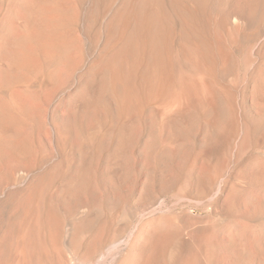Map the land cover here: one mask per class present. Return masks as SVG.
<instances>
[{
    "label": "bare ground",
    "instance_id": "1",
    "mask_svg": "<svg viewBox=\"0 0 264 264\" xmlns=\"http://www.w3.org/2000/svg\"><path fill=\"white\" fill-rule=\"evenodd\" d=\"M19 1V8L16 9L14 7L15 10L12 9L13 11L9 16L10 18L7 20L9 21L6 25L7 30L5 31L3 29L4 31L0 36V171L2 172L4 170V167L6 166L5 164L7 163L6 162L4 164V161L9 156V154L12 158L14 155H16V157L18 156L21 159H31L38 161L37 158L40 156V150L34 144V131H31L33 127L29 131L31 121L33 120V118H37L38 120H40L38 123L39 125L40 123L45 124L42 112L44 110L43 102H46L47 100H43L49 95L53 88L57 87L55 95L57 93L58 96L63 98L64 111L62 114L63 119H59L58 123H56L55 121V123H53L55 138L57 141L54 143H56V149L58 153L63 154L62 156H64V161H66L65 164L60 165V171L63 172L62 174H64V176H68L70 174L69 178L64 177L65 179L61 182V185L59 184L60 186H62V188H59L57 186L59 190L61 189V192H59L60 194L58 193L57 195L67 205L76 207V212L73 215L71 214L72 216L69 215L72 217H70L69 219L71 220L69 222L71 226L69 227L71 228V233L69 235H71L72 240L75 241L77 237L76 235L78 233L76 222L81 220L91 221L92 223L95 221H93V219H96V214L103 213V204L93 206H90L88 204L90 203V200L87 202V200L89 199V195H93V193L90 192L93 191L94 193L101 195V193H103L102 189L105 188V190H107L106 188L109 187L110 190L112 189L116 196L120 195L121 186H123L126 181L134 179L133 173H135L134 171L136 169V166L138 165H136V159L138 158L141 161L139 165V171L143 170L146 173V176H144L146 177V179L143 178L145 181H142V188L141 186L139 187L141 189L139 195L145 196V194H148L149 191H151V185H157L156 183L153 184V181L155 179L154 174L152 173H155V171L157 170L164 169L167 163L174 162L173 160H175L177 157L182 158L183 153L187 152L188 150L186 149L190 147L188 145L189 141L188 143L186 142V137L190 133H188V131L190 130V127L192 128L193 125L199 122V117H202L201 115L203 112L197 109L199 104L205 103V105L208 106L206 111L208 117L204 120L207 126V131L205 136L203 135L205 138V143L203 142L205 144L204 148H202V151L199 150V152H197L196 149L195 150L197 153L205 155L213 152L216 149L218 145L215 138H218L221 133L219 132L214 138L213 136L215 135H213L212 132L214 131L213 127L217 122L220 110L212 95V87L209 80V75L215 73L217 70L222 71V73L226 74L227 71L232 68L231 62H233V59L231 60L232 55H230L229 52L225 50L222 51V56L220 55L222 57V62H220V64L222 65L218 69L220 65L218 66L216 61L214 62L213 59H211L215 58L211 57V51L210 54L207 55L206 53H201L198 49L199 47L197 48L189 45V41H186V38L182 37V35L180 36V33H174L170 36L171 31H168L166 29V26L170 25V23H167L170 17L173 14L175 15V13L179 15H187L186 13L184 14V12L187 11L179 4L178 0H170L171 6L167 10L164 8V0H121L115 8V11L111 13V16L109 17L110 23L107 25L105 32L101 33L99 31H95V46L97 47L96 53L94 52L95 55L92 58L90 57V60H86V62L81 63L77 61V59L75 60V57H73V50L75 47H78L81 40H79L77 35V29H79L81 20L77 11V7L75 6L76 2L74 3V0ZM113 1L114 0H107L105 2H107L108 4L112 3ZM94 2L96 3H94L95 5L93 4V8L90 10L89 22H92V25L90 26H93L95 18H98L102 11L99 7L98 0ZM107 9L108 8L105 4L103 11L105 12ZM102 14L105 15L107 13ZM179 20L181 21V19ZM237 22L239 24L245 23L241 15L237 16ZM6 26H4V28ZM103 36L106 37L104 38ZM178 37H181L179 46L175 47L173 45V42H175ZM200 44L198 41V45ZM78 48L80 49V47ZM203 55H206L208 57L206 66L202 65V58L204 57ZM190 61L198 65H202L199 67L200 69H205V71H199L197 83H190L187 79H185V75L183 76L182 74V65H187ZM63 69L65 74L62 73ZM257 71V75L250 80L251 88L249 95L247 94L248 97H245L240 93L231 91L230 94L232 95L231 98L233 100V107L231 106L232 110L226 108L227 114H229L226 122L229 123L228 120H231L233 118L235 122V137H238L239 134L241 135L238 150L246 154L248 143H250L252 137L260 139L261 143L262 141H264V67L262 69L260 68ZM163 86L167 87V93L165 95V98L161 99L159 95L160 89ZM178 86H180V88L177 89L176 87ZM200 95L202 97H200ZM244 100H246L247 102L249 101L254 108L253 113L249 116L246 115L247 117L245 118L243 115V111H245V108L243 110ZM146 112H149L147 116L145 115ZM147 119H152L154 121V126L152 124H149L152 125L153 128H151V130H153V132H149L147 134V137L144 139L145 141L142 140L143 142L139 143V141H141L142 139H140V137L145 131L144 130L142 132V126L144 125L143 122H146ZM130 122L132 124H130ZM41 126L42 125H40V128ZM197 129L199 130V128ZM89 131L94 132L89 138H86L85 133H89ZM227 136L229 137L228 134ZM221 137H225V135L223 134V136ZM64 139H72V143L74 142L73 144L75 146L73 147L74 149L71 150L72 147H68L69 150H66L64 144V148L62 149V147H60V142L63 143V141H66ZM228 141L230 140L228 139ZM73 144L71 146H73ZM45 145L48 146L47 144ZM233 146L235 147V145ZM199 149L201 148L199 147ZM191 150L193 151L194 148L192 147ZM54 152H56V150H54ZM190 154L194 155L193 153ZM58 155L59 154H57V156ZM192 155L188 156L191 157ZM50 156L46 158H49V160H51ZM195 156L196 154L193 157ZM211 156L213 155L211 154ZM12 158H10L11 161ZM17 159L15 161V163H17L15 164L14 172V174H16V179H14L16 181H19V183H22L29 178L30 173L34 172L31 171V169H34V162L31 163V166L28 164L29 162H27V164L30 166L27 167L25 165L26 162L25 164H23V162L20 163L21 159L20 161ZM182 159H186L187 163L190 162L187 160L186 156ZM245 159L247 160L246 165H250L252 172L250 176L247 175L248 177H243L242 175L246 173V167L238 165L240 173L238 174L236 179H238L241 183L243 182L245 187H247L242 196L239 195V188L241 184L235 182L231 183L230 181L226 180H220L221 176L219 175V172H215V174H213L206 181L199 177H197V183L193 181L197 188L199 187L206 190V195L204 194L205 196H203V194L199 195L203 196L204 200L206 198L208 200V197L210 199L215 198L216 200H219L224 207L229 209L232 208L234 204L236 205L237 199L239 197L249 204H247V206H252V208L254 209L260 208L257 209L260 213L261 209H264V163L262 162L264 160V150H255V152L247 154L245 156ZM260 159H262V161H260ZM47 160L46 162H48ZM68 161L73 166V170L71 173L69 172L70 165ZM236 161L237 160H235V162ZM162 163H164V168H159ZM8 164L9 163H7L8 167L9 165H14V163L9 165ZM171 164L173 163H170V166ZM24 165L26 167H24ZM45 165H41L43 167V170ZM188 165L190 164L188 163ZM7 166L6 168H8ZM193 168L191 169V172L194 170ZM12 170L14 171V169ZM162 171L163 170H161V173ZM48 172L45 173L47 174ZM50 173H48V177ZM180 173L185 174L184 170ZM187 175L190 176V173ZM32 176L35 177L34 174ZM41 176L43 177V175ZM43 178L28 182V187L25 185L27 188L24 187V189L26 188L29 193H27V198L32 196L37 197L36 191L38 188L36 187L37 184H41L40 179ZM137 178L138 177L136 175L135 181H139L137 180ZM15 180L13 182L16 183ZM164 182L165 181H163V184ZM189 182H192L191 179L189 180ZM12 185L14 184L12 183ZM152 190L154 193V189ZM1 193H3V191ZM10 195L11 194L6 195L5 198L9 196V198L11 199L12 197H10ZM19 195L17 194V196ZM154 195L156 196V193ZM12 196L14 195L12 194ZM93 196H95V194ZM127 197L129 198L130 196L126 195V199ZM196 197L197 195L195 196V198ZM1 198L3 199V197ZM9 198L7 199L9 200ZM2 199H0V203ZM241 199H239L238 201H241ZM13 200L14 199H11V201ZM97 200L99 201V199ZM140 200L139 202L141 203ZM196 201L199 203L203 202L202 200ZM125 202L126 200L124 201V203ZM4 203L6 204V201ZM238 205L240 204L237 203V206ZM115 206L117 207V205ZM121 206H123V204ZM245 206L246 205H244V207ZM120 208L122 209V207ZM72 209H74V207H72ZM0 211L2 212V210ZM251 211L253 210L251 209ZM1 212L0 214H2ZM248 212L250 213V211ZM131 213L133 212L131 211ZM97 216L99 217V215ZM189 216L190 218L193 217L190 214ZM251 216L252 215H250V217ZM252 218L253 217H251V219ZM249 219L250 218H248V220ZM249 221L252 222L251 220ZM109 224H111V222ZM130 224V221H126L123 225L110 229L108 233L105 231L107 234L106 237H99L91 246V249H89V254H91L90 256H92L97 248L101 246V244L105 243L108 237H111V240H118L122 239L123 237L126 238V235H128L127 230ZM234 224H232V226ZM49 225L50 226L48 227H51V224ZM250 226H252V223L251 225H249V227ZM229 227L230 228L227 227L229 230L226 229L228 230L226 232V239H228L230 243V245H228L229 249H226V244L224 246H222L223 243L220 244L222 248L225 247V249L227 250L226 253L229 255L227 257H230L233 262L242 261L241 264H264V226L248 229L243 225L244 228L242 227L243 229H241L240 231L238 230L240 228H236V230H234L231 229V226ZM179 229L181 228L177 224L176 218L163 219L161 217L151 219L147 223H144L142 226H138L137 229L132 231L129 238L127 236V238L125 239L126 245L124 247L116 244L108 252L102 255L101 259L99 257L100 260L96 264H116L123 256V260L120 264H197L199 259L201 261H208L213 259L214 255L207 254L205 252L203 253V257L201 258L203 243L197 241L196 230L198 229L188 230L187 232L185 231L186 233H184L182 237L179 234ZM212 232L213 231H211L209 235L206 234L208 238L212 236ZM43 233L49 234L51 236V231L48 229L47 231H43ZM17 234H19V232ZM172 240H175L174 242L176 245L174 244L171 248H168L169 243ZM219 241H222V238ZM82 242L80 243L82 244ZM189 242L197 246L190 248L191 244ZM27 244L28 246L26 245V248H21L23 249L21 253H23L18 256L19 262H22L21 264H27V256H31L32 258L37 257L33 254L35 252V249H33L29 238L27 240ZM217 245L219 246V243ZM126 250H129V253L126 254ZM221 251L223 250L221 249ZM4 256L2 258H4ZM222 263H224V259Z\"/></svg>",
    "mask_w": 264,
    "mask_h": 264
},
{
    "label": "rangeland",
    "instance_id": "2",
    "mask_svg": "<svg viewBox=\"0 0 264 264\" xmlns=\"http://www.w3.org/2000/svg\"><path fill=\"white\" fill-rule=\"evenodd\" d=\"M18 1L19 0H0V27H1L0 28V36L4 30L5 31L7 30L6 25L9 22L7 20L10 18L9 16L11 15V12L13 11L12 9L15 10V8L16 9L19 8L18 4L20 3V1H19V3H18ZM91 1L92 0H74V3L76 2L75 6L77 7V11L79 13V17L81 20L79 29H77L78 38H79V40L80 39L81 40H80V43L78 45V47H80V49L78 47H75L73 50V53H74L73 57H75L74 59L75 60L77 59V61H79L81 63L86 62V60H90L89 58L90 57L92 58L95 55L96 50H97V47L95 46L96 45L95 44V31H99L101 33L105 32L107 25L110 23L109 17L111 16V13L115 11V8L117 7L118 3L121 0H114L112 3H108V4H107V2H105L107 0H98L99 7L101 8L102 11H101L100 15L98 16V18H95V22H93V26H90V25H92V22L91 21L89 22V18H90V10L93 8V4L96 3L94 1H96V0H93L92 2ZM178 1H179V4L182 7H184L185 10L187 11V12H184V14L186 13L187 15H183V14L179 15V14L175 13V15L173 14L170 17L169 21H167V23H170V25L166 26V29L168 31H171L170 36L173 35L174 33H177V34L180 33V36L182 35V37L186 38V41H189V45L197 47V48L199 47L198 49L200 50L201 53H206V55H207V54H210V51H211V54H212L211 57L216 58V59L215 58H211V59H213L214 62L216 61L218 66L220 65L218 67V69L222 65V64H220V62H222V57H221L222 51L225 50V51L229 52L230 55H232L231 56V60L233 59L232 60L233 62H231L232 68L229 71H227L226 74L222 73V71L217 70L215 73H212L209 75V80H210L211 87H212V95L214 97V101L216 102V104L220 110L219 114H218L217 122L215 123V125L213 127L214 133L212 132V134L215 135V136L212 135L214 138L216 137V135L219 132L221 133V135L218 138H215L217 145H218L216 147V149L213 152L205 154V155H201L200 153H197V152H199V150L202 151V148H204V145H205L204 144L205 143L204 136H205L206 131H207V126H206V123L204 120H205V118L208 117V114L206 112L208 106L205 105V103L199 104L197 109L200 110L201 112H203L201 115L202 117H199V122L197 124L193 125L192 128L190 127V130L188 131V133L189 132L190 133L186 137V142L188 143V141H189L188 145L190 146L189 147L190 151H189V148H187L186 150H188V151L184 152L183 156H182V158L185 156L187 157V160L190 161V162H188L190 165H188L186 159H182L180 157H177L175 160H173L174 162H170V163H173V164H171V166H170V163H167L165 165L166 169L164 168V163H162L159 168H164L165 170L160 169V170L155 171V173L154 172L152 173V174H154V179H155L153 181V184L156 183L157 185H155V184L151 185V188L154 189L155 192L153 193V190L150 188L151 191H149L148 194H145V196L144 195L141 196V195H139L140 194L139 192L141 190L139 187L141 186V188H142V181L143 182L145 181L144 179H146V177H144V176H146V173L143 170L139 171V165H140L141 161L137 158L136 159V165L137 164L138 165L136 166V169L134 171L135 173H133L134 179H131L132 181L131 180L126 181L123 184V186H125V187L121 186L120 195L116 196L115 193L112 191V189L110 190L109 187L106 188L107 190H105V188L102 189L103 193H101V195L96 194L93 191L90 192V193H93V195L95 194V196L96 195L97 196L99 195V196L97 198V196L95 197L92 194H90L89 199L87 200V202L90 200L89 201L90 203H88V204L90 206L103 204V208H102L103 213L96 214L97 220L93 219V221L94 220L95 221L92 223H91V221H81V220L77 221L76 226L78 227V233L76 235L77 237H76L75 241H73L72 236L69 235L71 233V228H69V227H71L70 223H69L71 220H69V219L76 212L75 211L76 207L67 205L57 195L59 192H61L60 191L61 189L59 190L58 187L62 188V186H60V185H61V182L65 179L64 177L69 178L70 174L68 176L67 175L64 176V174H62L63 172L60 171V165L65 164L66 161H64V156H62L63 154L58 153V151L56 149V143H54L57 141L55 138V131H54L53 123H55V122L58 123L59 119L60 120L63 119L62 114L64 111V108H63L64 104H63V98L58 96L57 93L55 95L57 87L53 88L52 91L50 92L51 95L49 93V95L47 97H45L43 100V101L47 100L46 102H43L44 110L42 112L45 124L40 123V125H42L40 128V125L38 124L40 120H38L37 118H33V120L31 121L30 129H29V131H30L31 128L33 127L31 131L32 132L34 131V134H33V138L35 140L34 144L40 150V156L37 158L38 161L30 159L31 160V162H30V160H28V159H21L20 157H18V156L16 157V155L12 154L16 157V159L17 158L21 159V161H20V159H17L20 161V163L23 162V164H25V162H26L25 165L27 167H30L31 163L34 162V164H33L34 169L33 170L31 169V171H34V172L30 173L29 178L27 179L29 181L26 180L27 182L23 181L22 183L21 182L19 183V181L15 180L16 174H14V172H15V164L17 162L15 163V161H16L15 157L13 156V158H12L10 154L5 159L4 164L7 162L9 164L14 163V165L11 166L8 164L9 165V167H8L7 163H6L5 165L8 168H6V166H5L4 170L2 172L0 171V181H1L0 182V185H1L0 186V188H1L0 199H2L1 197H3L2 200L6 201V204L4 203L5 201H2V200L0 203V207H1L0 210H2V212L0 211L2 213V214H0L1 215L0 216V219H1L0 220V264H15V263L21 264L22 262H19L18 256L20 254H22L23 252L21 253V251L28 246V244H27L28 238L31 241V245H32L33 249H35V252L33 254L37 257L32 258L31 256H27L26 257L27 264H56V263H59V264H93L94 263V264H96L102 258V255H104L106 252H108L116 244H119L121 247H124L126 245L125 239L127 238V236L129 238L130 233L132 231H134L135 229H137L138 226H142L144 223H147L151 219L161 218V217L163 219L164 218H166V219L167 218L168 219H175L176 218L177 224L181 228V229H179L180 230L179 234L181 237L188 230L198 229V230H196L197 231V241L203 243V251L201 252L202 253L201 258L203 257V253L205 252L207 254L214 255L213 259L215 261L213 259L208 260V261H206V260L201 261L199 259L197 264H232V263L241 264L242 261H234L233 262V260H231L230 257L229 258L227 257L229 255L226 253L227 252L226 249H229L228 245H230V243H229L228 239H226V232L229 230L228 229V228H230L229 226H231V229H234V230H236V228L237 229L240 228V229H238L239 231L241 229H243L244 227L248 228V229H253L256 227L259 228L261 226H264V211H263L264 209H261V212L263 211L262 212L263 214L261 212L259 213V210H257V209H260V208L254 209V208H252V206H247L248 203H246L245 201H243L239 197L237 199L236 205L234 204V206L232 207L233 209L232 208L229 209V208L224 207L223 204L219 200H216L215 198L210 199L208 197V200H207V198L204 200L203 196L206 195V190L201 189L199 187L197 188L195 183H197V180H198L197 177L204 179V181H206L213 174H215V172H219V175L221 176L220 180H222V181L226 180V181H230L231 183L235 182V183L241 184V186L239 188L240 189L239 195L242 196L243 192L246 191L247 187H245L243 182L241 183L238 179H236L238 174L240 173L238 165L244 166L247 168V169L245 168L246 173L244 175H242L243 177L247 176V175L250 176L252 169H251L250 165L249 166L246 165L247 164V162H246L247 158L245 159V156L247 154L255 152V150H264V141H262V143H261L260 139H258L256 137H252L250 143H248V147L246 150L247 154L242 152V151H239L238 149H239V145H240L241 135L239 134L238 137L237 136L235 137L234 119L232 118L231 120H228L229 123L226 122L227 118L229 117V114H227L226 108H228L229 110H232V107H233V100L231 98L232 95L230 94L231 91L236 92V93H240V94L244 95L245 97H248L247 94L249 95L250 88H251L250 87L251 86V81H250L251 78H253L254 76L257 75L256 74L258 72L257 70H259L260 68L262 69L264 67V0H178ZM165 3H166V5H165ZM105 4H106L108 9L104 12L103 10H104ZM110 4H111V6H110ZM170 6H171L170 0H164V8L167 10L170 8ZM102 13H107V14H105L106 15L105 16ZM182 15H183V17H182ZM238 15H241V17L244 19V21H245L244 24H239L237 22V16ZM179 19H181V21ZM184 19H185V21H184ZM4 26H6V27L4 28ZM193 34H194V36H193ZM103 37L105 38L106 36H103ZM200 37H202V38H200ZM180 38L181 37H178L177 40L175 42H173V45L175 47L179 46ZM198 41H199V44L201 43L200 45H198ZM171 42H172V40H171ZM220 46H222L224 49ZM206 55H203L205 58L204 57L202 58V60H203L202 65L203 66H206L207 62H208V57ZM202 65H198L192 61L188 62L187 65L183 64L182 65L183 70L182 69L181 70L183 71V73H182L183 76L185 75L184 76L185 79H187L190 83H197L198 77H199V71H205V69L199 68ZM253 66H254V69H253ZM189 68H190V70H189ZM257 68H259V69H257ZM62 73L65 74L64 69H63ZM176 88L178 89V88H180V86H178ZM166 89H167L166 86H163L160 89V95L159 96L161 99L165 98V95L167 93ZM229 89H230V91H229ZM201 93H203V92H201ZM162 94H163V96H162ZM201 95H200V97H202ZM245 102H247V101L244 100V103H243V110L245 108V111H243L244 118L251 115L253 113V109H254L252 107V104L249 101H248L249 103L248 102L245 103ZM157 104H158V102H157ZM155 105H156V102H155ZM199 108H201V109H199ZM46 110H47V112H46ZM148 113L149 112H146L145 115L147 116ZM53 116H55V117H53ZM35 119H37V120H35ZM34 123H36V124H34ZM143 123H144V125L142 126V132L145 130L144 131L145 133L143 132L142 136L140 137V139L141 138L142 139H141V141H139V143H142L143 141H145L144 139L147 137V134L149 132L150 133L153 132V130H151V128H153L152 125L154 126V121L152 119H150V120L147 119L146 122L144 121ZM32 124H34V125H32ZM130 124H132V123L130 122ZM149 124H152V125H149ZM232 124H234V125H232ZM196 126H197V128H199V130L196 128ZM93 132L94 131H89V133L88 132L85 133V137L89 138ZM194 132H196V133H194ZM223 134L225 135V137H221V136H223ZM227 134L229 135V137L227 136ZM230 135H231V138H230ZM44 136H45V138H44ZM194 136H195V138H194ZM238 138H239V140H238ZM38 139L41 141H39ZM228 139L230 141H228ZM64 140H66V139H64ZM226 140H227V142H226ZM43 141L48 146H46ZM66 141H63V143L60 142V144H61L60 147H62V149H63L64 145H65L66 150H69L68 147H72L71 150L74 149L73 147H75V146L73 144L74 142L72 143L73 140L67 139ZM42 142H43V144H42ZM48 142L50 143V145ZM218 142H219V144H218ZM71 143L73 144V146H71L72 145ZM226 143H227V145H226ZM192 144H193V146H192ZM194 144H196V145H194ZM42 145H44V146H42ZM233 145H235V147ZM51 146L53 149L51 148ZM192 147L194 148V150L196 149L197 152H196V150L192 151L191 150ZM199 147L201 149H199ZM44 148L45 149L47 148V149L45 150ZM54 150H56V152H54ZM251 150H252V152H251ZM45 152H46V155H45ZM188 152H189V154H188ZM53 153H55V154H53ZM190 153H193L194 155L196 154V156L193 157L194 155H192ZM57 154H59V155L57 156ZM187 154L192 155V156L190 157ZM197 154L201 155L202 158H201V156H199ZM211 154L213 156H211ZM223 154H224V156H223ZM229 154H231V155H229ZM232 154H234V155H232ZM48 156H50L51 160H49V158H46ZM219 156H221V157H219ZM199 157H200V159H199ZM10 158H12V161L10 160ZM242 158L245 160H243ZM7 159H9L10 161ZM238 159H239V161H238ZM23 160H26V161H23ZM46 160L48 162H46ZM181 160H183V161H181ZM235 160H237L236 161L237 163L235 162ZM241 161H243V162H241ZM260 161H262V159H260ZM27 162H29L28 164L30 166L27 164ZM42 162H43V164H42ZM215 162H216V165H215ZM223 162L226 164H224ZM262 162L264 163V160ZM51 163H53V164H51ZM68 163L70 165L69 166V172L71 173L73 170V166H72V164H70L69 161H68ZM40 164L42 166L46 164L44 166V170ZM25 165H24V167H26ZM35 165H36V167H35ZM172 165H173V167H172ZM193 166H194V168H193ZM45 167L48 169V171L51 170L50 171L51 173L48 172ZM192 168L194 170L196 169L195 172H194V170L191 172ZM236 168H238V169H236ZM12 169H14V171ZM161 170H163L162 173H161ZM166 170H167V172H166ZM183 170H184L185 174L190 173V176L191 175L192 176L190 177L189 175L186 174L188 176L187 177L185 174H183V173L181 174L180 172H182ZM207 171H209V172H207ZM247 171H249L250 173ZM38 172L39 173L40 172L41 173L48 172L51 174V175L49 174L50 178L48 177V173L47 174L45 173L47 175L46 176L45 174H41V173L39 175ZM263 172H264V165H263ZM35 173H36L37 177H36ZM33 174L35 177L32 176ZM140 174H141V176H140ZM160 174H161V176H160ZM165 174H166V176H165ZM41 175H43V177L44 176L45 177L43 178ZM136 175L138 177L137 180H139V181H135ZM38 176H41V177H38ZM183 176H184V178H183ZM46 177H48V178H46ZM39 178H43V179H40V183L42 185L37 184V187H36V188H38L36 191L37 197L32 196L33 199H32V197H29L30 199L27 198L26 196H28V194H29L28 191L26 190V188L29 185L28 182H31L33 180H39ZM190 179L192 182H189ZM14 180L16 181V183L13 182ZM57 180L58 181L61 180V181L58 182ZM175 180H177V181H175ZM163 181H165L164 184H163ZM178 182H180V183H178ZM8 183H10V184H8ZM12 183L14 185H12ZM131 183H132V185H131ZM24 187H26V188L24 189ZM122 187H123V189H122ZM155 187H156V189H155ZM187 187H188V191H187ZM12 189H14V190H12ZM22 189H24V190H22ZM197 189L200 191H198ZM201 190L204 193H202ZM2 191H3V193H1ZM129 192H133V193H129ZM107 193H108V195H107ZM121 193H122V196H121ZM137 193H138V196H137ZM155 193H156V196L154 195ZM9 194H11L10 195V197H12L11 199H14L13 201H11L9 196H7V198H9V200L7 198H5L6 195H9ZM12 194L14 196H12ZM17 194L18 195L21 194V195L17 196ZM38 194H40V195H38ZM102 194H104V195H102ZM199 194L200 195L203 194V196H200ZM126 195L127 196L129 195L130 199L128 197L126 199ZM196 195H197V197L195 198ZM35 197H36V199H35ZM122 197L126 200L125 203H124L125 200ZM93 198H95V199H93ZM117 198H118V200H117ZM97 199H99V201ZM128 199L130 200V202ZM143 199H145V200H143ZM239 199H241V201H243V202L238 201ZM57 200H59V201H57ZM92 200H94V201H92ZM96 200H97V202H96ZM135 200H137V201H135ZM139 200L141 201V203L139 202ZM196 200H202L203 202L199 203ZM118 201H119V204H118ZM2 202H3V204H2ZM104 202H105V204H104ZM107 202H109V203H107ZM143 202H145V203H143ZM110 203H112V204H110ZM237 203L240 204L241 206L240 205L237 206ZM122 204H123V206H121ZM2 205H3V207H2ZM115 205H117V207ZM244 205H246V206L244 207ZM10 206H11V208H10ZM7 207L10 209H8ZM72 207H74V209H72ZM120 207H122V209ZM159 209H161V210H159ZM251 209L253 211H251ZM131 211L133 213H131ZM221 211H223V212H221ZM248 211H250V213ZM255 211H256V213H255ZM134 212H135V214H134ZM219 212H221V213H219ZM105 214H107V215H105ZM189 214L192 215L193 217L191 216L192 218H190ZM222 214H223V216H222ZM255 214H257V215H255ZM69 215H71V216H69ZM97 215H99V217ZM247 215H248V217H247ZM250 215H252L251 216V217H253L252 219H251ZM243 217H244V220H243ZM248 218H250L249 220H251L252 222H250L248 220ZM126 221L127 222L130 221L131 224L129 225V228L127 230L128 235H126V238L125 237L122 238L123 241H122V239H118V240L112 239L111 240L110 239L111 237H108L107 238L108 242L106 240L105 243L101 244V246H99L97 248V250L92 254V256H90L91 254H89V249H91V246L94 244V242L99 237H102V236L106 237V235H107L106 232L108 233L110 229L123 225ZM230 221H232V222H230ZM110 222H111V224L113 223L114 225L109 224ZM46 223H48V224H46ZM62 223H64V224H62ZM241 223H242V225H241ZM251 223H252V226H250L251 227L250 228L249 225H251ZM49 224H51V227H48V226H50ZM232 224H234V225L232 226ZM256 224H258V225H256ZM259 224L260 225L262 224V225L260 226ZM86 225H87V227H86ZM88 225H89V227H88ZM243 225H244V227H243ZM107 226H108V228H107ZM3 227H5V228H3ZM146 228H148V227H146ZM47 229L51 231V236L49 234L43 233V231H47ZM223 229H225V230H223ZM226 229H228V230H226ZM17 231L19 232V234H17L18 233ZM23 231H24V233H23ZM211 231H213L212 236H210L208 238L207 235H209ZM89 234H92V235H89ZM198 235H200V236H198ZM186 238H187V236H186ZM221 238H222V241H219V240H221ZM82 240H83V242H82ZM22 241L24 244L22 243ZM79 241L82 242V244ZM174 241L175 240H172L169 243L168 248L169 247L171 248L175 244ZM77 243H80V244H77ZM194 243H196V242H194ZM218 243H219V246L217 245ZM190 244H191L190 248L197 246L195 244L193 245V243H190ZM220 244H222V246H224L226 244L227 245V246L225 245L226 249H225V247H223L224 248L223 249ZM220 246H221V248H220ZM103 247H104V249H103ZM21 248H23V249H21ZM221 249L223 251H221ZM127 253H129V250H126V254ZM216 253H217V255H216ZM3 256H4V258H2ZM95 257H96V259H95ZM99 257H100V259H99ZM123 257L121 259H119V261L116 264H120L121 261L123 260ZM97 258H98V260H97ZM223 259H224V263H222ZM226 261H228V262H226Z\"/></svg>",
    "mask_w": 264,
    "mask_h": 264
}]
</instances>
